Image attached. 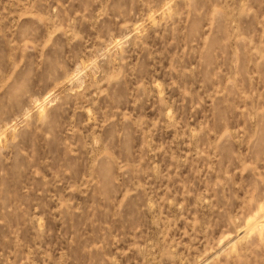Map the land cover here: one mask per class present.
Listing matches in <instances>:
<instances>
[{
    "label": "rangeland",
    "instance_id": "obj_1",
    "mask_svg": "<svg viewBox=\"0 0 264 264\" xmlns=\"http://www.w3.org/2000/svg\"><path fill=\"white\" fill-rule=\"evenodd\" d=\"M0 264H264V0H0Z\"/></svg>",
    "mask_w": 264,
    "mask_h": 264
}]
</instances>
